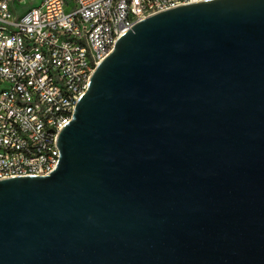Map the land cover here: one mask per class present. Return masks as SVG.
I'll return each instance as SVG.
<instances>
[{"label":"water","instance_id":"obj_1","mask_svg":"<svg viewBox=\"0 0 264 264\" xmlns=\"http://www.w3.org/2000/svg\"><path fill=\"white\" fill-rule=\"evenodd\" d=\"M57 148L0 180V264H264V0L136 21Z\"/></svg>","mask_w":264,"mask_h":264},{"label":"built area","instance_id":"obj_2","mask_svg":"<svg viewBox=\"0 0 264 264\" xmlns=\"http://www.w3.org/2000/svg\"><path fill=\"white\" fill-rule=\"evenodd\" d=\"M197 1L0 0V180L53 171L57 135L117 39Z\"/></svg>","mask_w":264,"mask_h":264},{"label":"rangeland","instance_id":"obj_3","mask_svg":"<svg viewBox=\"0 0 264 264\" xmlns=\"http://www.w3.org/2000/svg\"><path fill=\"white\" fill-rule=\"evenodd\" d=\"M36 4H37V2H36Z\"/></svg>","mask_w":264,"mask_h":264}]
</instances>
